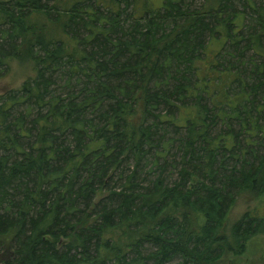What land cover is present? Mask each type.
I'll use <instances>...</instances> for the list:
<instances>
[{"label":"trees","instance_id":"trees-1","mask_svg":"<svg viewBox=\"0 0 264 264\" xmlns=\"http://www.w3.org/2000/svg\"><path fill=\"white\" fill-rule=\"evenodd\" d=\"M185 1L0 0V75L33 67L0 95V264H217L264 233L230 223L264 199V2L244 31Z\"/></svg>","mask_w":264,"mask_h":264},{"label":"rangeland","instance_id":"rangeland-1","mask_svg":"<svg viewBox=\"0 0 264 264\" xmlns=\"http://www.w3.org/2000/svg\"><path fill=\"white\" fill-rule=\"evenodd\" d=\"M243 1L235 0L234 6L245 12L246 16L243 23L244 25H246V27H243V30L247 31L250 27L248 25H252L254 23L253 21H255L256 14H254L252 8L248 4H246V6L245 5L243 6ZM256 1L257 3L259 1L264 2V0H256ZM158 2L156 1V3ZM185 2L187 4L188 3L191 4L192 9L201 8L205 4V0H186ZM242 44H244V42ZM227 49H230V47L227 46ZM252 54H253L252 51L247 52L245 57L242 58L243 60L242 66L243 68H245L246 72L250 71L249 70L250 66L246 62L250 59ZM235 59H237V57ZM256 59L260 60V57L257 56ZM31 75H33V67L30 62L18 58L11 60L10 65H8L7 67V72L0 75V95H2L3 93H5L10 89L19 88L22 85V83L27 79V77ZM232 127L234 129H237L236 126H232ZM225 128L226 126L219 124V126L215 127L213 132L218 133L221 130H225ZM246 136H247L246 134L242 135L241 140L243 141L246 138ZM242 143L243 142H241V144ZM256 149L261 150V152L264 151V147L261 146ZM169 168L173 179H175V177H177L176 170L171 168L170 166ZM256 207H260L261 213H264V199L263 200L258 199L256 198V196L251 195L249 192L241 193L237 197V202L233 207L230 223H233L243 214H245L247 211L254 210V208ZM0 253L2 254V251ZM179 261H180L179 259H174L172 261V264H179ZM217 264H264V233H258L257 235L251 237L248 240L246 244V249L242 254L226 252L219 259Z\"/></svg>","mask_w":264,"mask_h":264}]
</instances>
